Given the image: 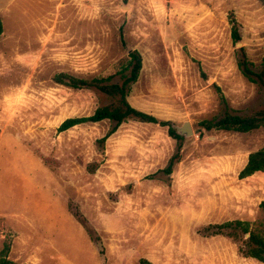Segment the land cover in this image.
<instances>
[{
	"label": "rangeland",
	"instance_id": "374dc122",
	"mask_svg": "<svg viewBox=\"0 0 264 264\" xmlns=\"http://www.w3.org/2000/svg\"><path fill=\"white\" fill-rule=\"evenodd\" d=\"M0 20V251L18 264H264L243 230L264 236V171L239 176L264 126H201L264 105L237 66L241 48L255 67L264 55V0H0ZM134 49L131 105L194 130L169 176L165 125L128 118L104 141L109 120L59 130L113 99L54 76L118 81Z\"/></svg>",
	"mask_w": 264,
	"mask_h": 264
},
{
	"label": "trees",
	"instance_id": "16d2710c",
	"mask_svg": "<svg viewBox=\"0 0 264 264\" xmlns=\"http://www.w3.org/2000/svg\"><path fill=\"white\" fill-rule=\"evenodd\" d=\"M3 32V24L0 20V35ZM233 38L237 41L240 39L239 32L236 27L233 28ZM237 66L241 74L252 83L261 86L264 90V55L258 67H255L253 62L249 60L243 48H241V55L238 57ZM142 68V57L138 50L134 49L129 52V59L127 65L118 71L120 74L118 81H113V75L107 77H95L92 79L79 78L64 72H60L54 76L57 83L65 84L73 88H95L105 95L113 99L109 104L97 107L89 116L69 117L65 119L59 126V130H67L77 124L84 122H99L102 120H109L114 122L112 129L102 138L104 141L109 134L126 119L133 118L142 122L159 123L167 126L168 134L176 140L177 146L174 153L170 156L166 166L159 170L169 176L172 173L174 165L180 159L182 141L184 136L180 135L173 123L170 121L159 120L154 115L141 111L128 100L130 87L138 79L140 70ZM201 126L205 130L218 129L226 131L248 132L264 126V105L250 113L239 114L225 108L222 113L201 121ZM257 171H264V147L249 153L244 167L241 169L239 176L241 178L247 177ZM264 207V201L261 202ZM234 222L219 224L221 229L232 226ZM239 225V221L235 222ZM244 233H248L245 239L247 245L246 254L264 263V236L255 233L248 229V226L243 227ZM9 246L5 245L0 251V264H18L8 257ZM140 264H152L147 260H140Z\"/></svg>",
	"mask_w": 264,
	"mask_h": 264
},
{
	"label": "water",
	"instance_id": "95a60500",
	"mask_svg": "<svg viewBox=\"0 0 264 264\" xmlns=\"http://www.w3.org/2000/svg\"><path fill=\"white\" fill-rule=\"evenodd\" d=\"M173 126L176 128L177 132L182 136L188 137L194 133L193 127L189 121H185L179 126Z\"/></svg>",
	"mask_w": 264,
	"mask_h": 264
}]
</instances>
